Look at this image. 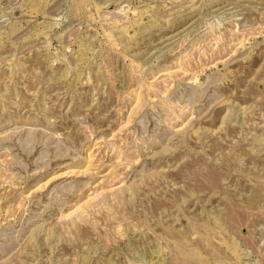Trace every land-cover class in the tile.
Listing matches in <instances>:
<instances>
[{
    "label": "rangeland",
    "instance_id": "1",
    "mask_svg": "<svg viewBox=\"0 0 264 264\" xmlns=\"http://www.w3.org/2000/svg\"><path fill=\"white\" fill-rule=\"evenodd\" d=\"M0 264H264V0H0Z\"/></svg>",
    "mask_w": 264,
    "mask_h": 264
}]
</instances>
